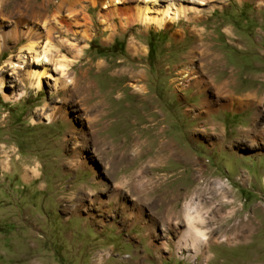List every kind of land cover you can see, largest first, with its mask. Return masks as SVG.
Wrapping results in <instances>:
<instances>
[{
	"label": "rangeland",
	"instance_id": "374dc122",
	"mask_svg": "<svg viewBox=\"0 0 264 264\" xmlns=\"http://www.w3.org/2000/svg\"><path fill=\"white\" fill-rule=\"evenodd\" d=\"M60 1L0 0V264H264V1L77 0L36 64Z\"/></svg>",
	"mask_w": 264,
	"mask_h": 264
},
{
	"label": "bare ground",
	"instance_id": "6f19581e",
	"mask_svg": "<svg viewBox=\"0 0 264 264\" xmlns=\"http://www.w3.org/2000/svg\"><path fill=\"white\" fill-rule=\"evenodd\" d=\"M117 0H107L105 2H103L104 6L111 7L114 4H119V1L116 2ZM32 2V1H31ZM116 2V3H115ZM35 3V2H34ZM51 2L48 1V5ZM81 3V2H80ZM53 4V3H52ZM32 5V4H31ZM56 5V4H54ZM58 10L52 15H47V14H37L34 13L31 20L29 23H36L37 25L36 27H30V25L28 24V21H23L22 23L23 25L28 26L27 27V31H25L24 35L27 38V41L29 42V44L26 45V47L24 48L28 54H32L33 58H35L36 60L38 59V61L36 62H45L46 60H48V54L50 53L52 48H56L57 46L53 43L54 40H56L57 37H55V34L58 33L60 35L64 34V35H71V30L73 28V26L77 25V19H75L76 17H78L80 14H83L85 19H88V13L85 9H83L82 11H78L77 7L81 6L79 4V1L77 0H61L60 3H58ZM50 7V5L48 6ZM55 7V6H54ZM35 8V7H34ZM82 8V6H81ZM28 9V8H27ZM49 8H47L48 10ZM90 9V8H89ZM88 9V10H89ZM34 10V9H33ZM148 10L147 9H143V10H136L135 13L132 12L131 10H126L124 11V13L126 14L125 20L128 23H133V24H140V25H156L158 28H162L165 26V19H153L151 17L148 16ZM37 11V10H36ZM52 11V10H51ZM63 11L67 12L66 15L63 14ZM40 12V11H39ZM43 12V11H42ZM187 12V10L185 8L180 9L178 8L177 11L175 12V20L176 18L179 16V14H185ZM12 15V14H11ZM26 16V15H25ZM116 16L115 12H111V14L109 15V17L111 18V20H113ZM19 17H23V15L20 14ZM9 19V16L7 17ZM25 19V18H24ZM90 20V19H89ZM110 20V19H109ZM21 21V20H20ZM17 24V22H16ZM111 24V23H110ZM114 24V23H113ZM34 26V25H33ZM34 28V29H33ZM149 28V27H148ZM43 33V35H42ZM34 36H36V38H34ZM59 37V36H58ZM35 39V40H34ZM44 39L45 40V45H40V41ZM131 47V46H130ZM196 48V47H195ZM60 50V49H59ZM136 50V49H135ZM62 51V50H61ZM206 52V51H205ZM204 53V52H203ZM209 53V52H208ZM191 54V53H190ZM208 55V54H207ZM215 56V55H214ZM208 57V56H207ZM205 58V57H204ZM216 58L219 59V57L217 56ZM206 59V58H205ZM212 61V60H211ZM218 61V60H217ZM216 62V61H215ZM219 63V62H218ZM217 63V65H219ZM210 64V63H209ZM208 65V64H206ZM212 65V64H211ZM221 65V64H220ZM44 65H42V69H38L35 68L33 71L30 72V75H32L33 77L36 78V86L37 88H40V84H41V79L42 78H47L48 75L45 73V68L43 67ZM63 67V66H62ZM101 67V66H100ZM209 67V66H208ZM207 67V68H208ZM205 68V67H204ZM216 68V67H215ZM208 72V71H207ZM211 73V72H209ZM214 73V72H213ZM231 79V77H230ZM211 80V79H210ZM213 80V79H212ZM215 80V79H214ZM225 82V81H224ZM211 83V82H210ZM213 84V83H212ZM207 85V84H206ZM230 83L227 80V82L222 83L220 85H211V87H215V90L219 91H223V90H227L229 87ZM88 87H90V85H87ZM209 86V85H207ZM75 87L80 88V84H75ZM140 89H142L143 87H139ZM205 89V88H204ZM216 91V92H217ZM204 92V91H203ZM220 92V94H221ZM206 93V92H205ZM65 94V93H64ZM230 94V93H229ZM231 95V94H230ZM22 96H19L18 98H20ZM206 101V100H205ZM203 100V103L205 102ZM209 101V100H208ZM231 101V100H230ZM207 102V101H206ZM260 102V101H259ZM223 105V104H222ZM220 104V106H222ZM228 104H225V106ZM232 105V104H231ZM224 106V105H223ZM229 107H230V103H229ZM222 108V107H221ZM211 109V108H210ZM220 110V109H218ZM209 112V111H208ZM212 112V111H211ZM200 114V113H199ZM209 116H211L209 114ZM96 117V116H95ZM201 117V116H200ZM197 118V117H196ZM54 122V121H53ZM169 152H172V155H178V153H176L174 150L170 149V147L166 148ZM170 157V156H167ZM154 159L156 161H159L161 159V157L156 156V158L154 157ZM26 168V167H25ZM25 176V175H24ZM205 191V190H204ZM225 189L221 188L220 191H218L216 188L213 190V194H212V199L214 198H220V203H225V201L222 202V197L225 194ZM198 194V193H197ZM211 194V193H210ZM201 196V195H200ZM174 197V196H173ZM179 197V196H178ZM180 198V197H179ZM183 198V197H182ZM166 199V197H165ZM162 200V198H161ZM178 200V199H177ZM206 200V199H205ZM207 203V202H206ZM223 205V204H222ZM222 205H216V209H219L220 207L223 206ZM172 207V206H171ZM170 207V208H171ZM169 208V209H170ZM174 208V207H173ZM220 210V209H219ZM179 212V211H178ZM219 212V211H218ZM173 214V213H172ZM174 215V214H173ZM172 218V217H171ZM179 219V218H177ZM200 217L198 215V209L194 206H191L190 204H187L185 207V221L188 225V229L185 231L186 233L185 236L187 235H191V234H195L198 237L203 238V240H205V236L202 237V233H198L197 229L194 227L196 222H199ZM179 220H177L178 222ZM202 221V220H201ZM197 224V223H196ZM198 225V224H197ZM194 235V236H195ZM184 236V237H185Z\"/></svg>",
	"mask_w": 264,
	"mask_h": 264
},
{
	"label": "crops",
	"instance_id": "0c3cea01",
	"mask_svg": "<svg viewBox=\"0 0 264 264\" xmlns=\"http://www.w3.org/2000/svg\"><path fill=\"white\" fill-rule=\"evenodd\" d=\"M264 1V0H263ZM244 257V256H243ZM258 264H262V263H258Z\"/></svg>",
	"mask_w": 264,
	"mask_h": 264
},
{
	"label": "trees",
	"instance_id": "16d2710c",
	"mask_svg": "<svg viewBox=\"0 0 264 264\" xmlns=\"http://www.w3.org/2000/svg\"><path fill=\"white\" fill-rule=\"evenodd\" d=\"M150 52H151V50H150Z\"/></svg>",
	"mask_w": 264,
	"mask_h": 264
}]
</instances>
